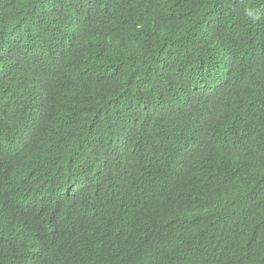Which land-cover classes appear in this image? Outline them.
<instances>
[{
	"label": "trees",
	"instance_id": "obj_1",
	"mask_svg": "<svg viewBox=\"0 0 264 264\" xmlns=\"http://www.w3.org/2000/svg\"><path fill=\"white\" fill-rule=\"evenodd\" d=\"M0 264H264V0H0Z\"/></svg>",
	"mask_w": 264,
	"mask_h": 264
}]
</instances>
